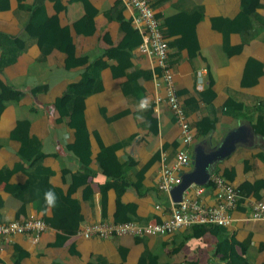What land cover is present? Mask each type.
<instances>
[{"label":"crops","instance_id":"0c3cea01","mask_svg":"<svg viewBox=\"0 0 264 264\" xmlns=\"http://www.w3.org/2000/svg\"><path fill=\"white\" fill-rule=\"evenodd\" d=\"M0 5L2 32L20 36L38 11L37 24L47 16L49 41L59 45L42 56L32 42L0 72L3 87L21 91L2 90L15 100L0 115V223L34 217L47 224L37 236L0 239V264H264V223L248 218L249 202H264V29L260 33L256 23L252 37L236 30L242 0H151L194 134L187 148L191 159L195 145L209 152L230 131L245 130L244 139L210 170L239 191L240 201L229 212L232 224L218 235L207 230L197 235L192 226L166 235L89 239L76 231L103 218L148 223L170 215L159 174L162 155L170 165L183 147L180 129L164 101L157 110L149 107L153 120L138 109L141 98L152 104L163 94L152 79L159 69L133 42L128 74L112 55L125 41L121 21L131 19L120 0H0ZM249 10L264 17V0H251ZM68 58L100 61L98 76L83 87L86 66ZM137 69L151 78L131 81ZM89 85L93 90L74 100L73 113H81L85 125L76 130L54 101L72 87L88 91ZM16 125L24 138L37 140L40 156L29 161L19 156L21 142L11 133ZM48 189L58 196L50 210L43 199ZM199 200L215 203L211 183L203 185ZM221 238L229 242L225 256L216 250Z\"/></svg>","mask_w":264,"mask_h":264},{"label":"built area","instance_id":"2783aa9c","mask_svg":"<svg viewBox=\"0 0 264 264\" xmlns=\"http://www.w3.org/2000/svg\"><path fill=\"white\" fill-rule=\"evenodd\" d=\"M131 14L133 27L140 33L141 42L138 49L150 60L155 61L159 72H153L152 79L156 89L163 88L162 95H156L151 108L157 110L160 101H164L171 111L180 131L178 139L183 145L175 154L174 160L168 165L165 156L161 160L163 166L159 174L158 189L167 193L170 200V215L161 221L140 223L138 221H115L103 218L80 227L76 235L89 238H110L119 236L144 237L166 235L181 228H188L199 224H210L229 227L233 218L230 211L240 201L239 191L223 177L210 174L208 182L215 189V203L206 205L199 200L203 193V185L191 184L184 190L179 201L171 197V190L180 183L182 168L191 163L188 147L193 141V131L178 94L174 72L168 58L166 39L160 29V21L151 5V0H120ZM151 60V61H152ZM202 71H198L200 76ZM194 189L188 194V189ZM250 220L264 223V202L252 200L249 202ZM47 229L42 219L26 217L23 220H14L0 223V239H8L15 234L34 233L35 236Z\"/></svg>","mask_w":264,"mask_h":264},{"label":"trees","instance_id":"16d2710c","mask_svg":"<svg viewBox=\"0 0 264 264\" xmlns=\"http://www.w3.org/2000/svg\"><path fill=\"white\" fill-rule=\"evenodd\" d=\"M243 5L241 9V13L239 16L236 18L235 23L237 25V31L241 32V34H246L249 37L253 36L251 33V30L254 29L256 26V23H259V31L262 33L264 29V17L259 16L256 14L255 11H250L249 6L251 3V0H242ZM4 6L0 5V9H2ZM27 5L25 4L23 6V9L28 10ZM43 9V8H42ZM38 11H34L32 16H31V21L30 23L27 22L26 25L24 26V32L21 33L20 36L16 37H10L6 33L2 32L0 30V72L12 65L15 64L19 58V56L25 52L28 48V46L34 42L37 43L38 46L40 47L42 51V56L46 52H48L53 46H59L58 43H50L49 39L50 36L48 37V30L50 29L51 25L49 22V19L47 16H45V20L43 23L37 24L39 19L37 17ZM121 27L123 30L126 31V37L125 41L123 43L118 45V48L116 53H113L112 55H115L117 60H119V64H121L119 67L122 68L124 65V74H128V69L132 68L133 65L129 62L131 53L130 50L133 47V45H139L141 42V36L139 32L133 27L131 19H126L121 21L120 23ZM127 39L130 40L127 42ZM133 42V45L131 44ZM105 56H109V54H103ZM118 55V56H117ZM68 61H71L72 63H77V65H85L84 72L82 73V78L81 81L84 83L88 82L90 79L91 75L95 74V77L98 76V71L101 68V63L100 61H89L87 62L86 58H68ZM101 62L103 61V58L100 59ZM118 62V61H117ZM105 63V62H104ZM1 72V73H2ZM139 77H142L144 79H149L151 78V74L149 71L146 70H139L137 69L136 74L134 78L131 79V81L136 82ZM128 84V83H127ZM6 85V84H5ZM9 89L15 92V94L20 95L21 91L19 89H15L14 87L7 85ZM6 86L3 87L2 84H0V115L3 112L5 106L9 103L12 102L15 99H11L9 97H4L3 92L7 95L9 92L6 90L8 89ZM87 88V87H85ZM125 88L127 89V86L125 84ZM82 89V88H81ZM80 88H70L67 92L62 94L61 96L57 97L54 101V107L58 111L60 115L67 116L68 120L70 119L71 125L76 129L80 130L85 127L83 120H82V114L81 113H73V104L74 100L78 95H83L88 94L87 92H90V90H93L90 88V85L88 86V91H82ZM3 90V92H2ZM128 90V89H127ZM146 115L147 121L153 120L155 117L153 115V110L149 108L147 111L142 112ZM78 114L80 115V119L77 117ZM12 135L13 137L17 138L21 142L20 149L18 151L19 156L25 160L29 161L31 158H36L40 155H37L38 153V143L37 140L34 138H24L21 134L20 129L16 125L15 128L12 130ZM37 155V156H35ZM200 232L197 233V235H200L201 233L203 234L206 230L210 231L214 234L218 235V232L223 230L224 227L217 226V225H210V224H200V225H194L193 226ZM228 239H220L218 244H217V252L221 253L222 255L228 254L229 250V244H228ZM97 264H109L105 262L97 263Z\"/></svg>","mask_w":264,"mask_h":264},{"label":"water","instance_id":"95a60500","mask_svg":"<svg viewBox=\"0 0 264 264\" xmlns=\"http://www.w3.org/2000/svg\"><path fill=\"white\" fill-rule=\"evenodd\" d=\"M241 130V131H240ZM245 130L235 129L230 131L218 146L207 152L201 144L195 145L191 162V171L181 174V181L171 190V197L174 201H179L181 195L191 184L205 185L208 183L211 165L214 160L227 155L236 145V142L244 139Z\"/></svg>","mask_w":264,"mask_h":264},{"label":"clouds","instance_id":"9594fccd","mask_svg":"<svg viewBox=\"0 0 264 264\" xmlns=\"http://www.w3.org/2000/svg\"><path fill=\"white\" fill-rule=\"evenodd\" d=\"M149 107H150L149 99L147 97L141 98L138 104V109L140 111H147ZM141 119H143V117H141ZM43 199H44L45 209L50 210L56 207L58 196L54 190L48 189L44 192Z\"/></svg>","mask_w":264,"mask_h":264}]
</instances>
